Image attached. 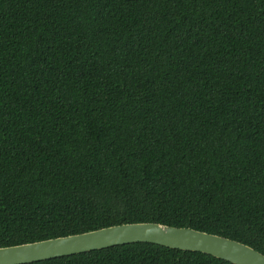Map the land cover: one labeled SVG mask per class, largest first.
<instances>
[{"label": "trees", "instance_id": "trees-1", "mask_svg": "<svg viewBox=\"0 0 264 264\" xmlns=\"http://www.w3.org/2000/svg\"><path fill=\"white\" fill-rule=\"evenodd\" d=\"M142 221L264 253V0H0V247Z\"/></svg>", "mask_w": 264, "mask_h": 264}, {"label": "water", "instance_id": "water-1", "mask_svg": "<svg viewBox=\"0 0 264 264\" xmlns=\"http://www.w3.org/2000/svg\"><path fill=\"white\" fill-rule=\"evenodd\" d=\"M135 242L200 251L234 264H264V253L244 242L192 227L144 221L3 246L0 264H25Z\"/></svg>", "mask_w": 264, "mask_h": 264}]
</instances>
